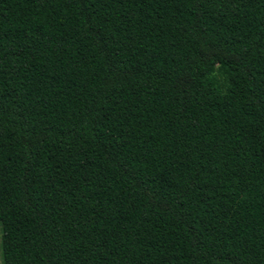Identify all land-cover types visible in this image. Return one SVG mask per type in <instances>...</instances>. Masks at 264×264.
Returning <instances> with one entry per match:
<instances>
[{"label":"trees","instance_id":"1","mask_svg":"<svg viewBox=\"0 0 264 264\" xmlns=\"http://www.w3.org/2000/svg\"><path fill=\"white\" fill-rule=\"evenodd\" d=\"M4 264H264V0H0Z\"/></svg>","mask_w":264,"mask_h":264},{"label":"rangeland","instance_id":"2","mask_svg":"<svg viewBox=\"0 0 264 264\" xmlns=\"http://www.w3.org/2000/svg\"><path fill=\"white\" fill-rule=\"evenodd\" d=\"M1 237H2V229H1V225H0V244H1ZM0 264H4L3 260H2V255H1V247H0Z\"/></svg>","mask_w":264,"mask_h":264}]
</instances>
